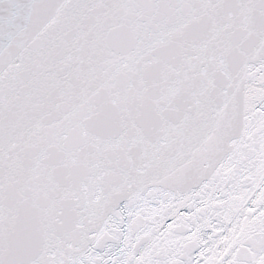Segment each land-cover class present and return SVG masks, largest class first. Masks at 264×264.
Here are the masks:
<instances>
[{
	"label": "snow or ice",
	"instance_id": "obj_1",
	"mask_svg": "<svg viewBox=\"0 0 264 264\" xmlns=\"http://www.w3.org/2000/svg\"><path fill=\"white\" fill-rule=\"evenodd\" d=\"M0 264H264V0H0Z\"/></svg>",
	"mask_w": 264,
	"mask_h": 264
}]
</instances>
